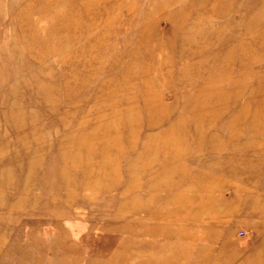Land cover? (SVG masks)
Segmentation results:
<instances>
[{"label":"rangeland","instance_id":"rangeland-1","mask_svg":"<svg viewBox=\"0 0 264 264\" xmlns=\"http://www.w3.org/2000/svg\"><path fill=\"white\" fill-rule=\"evenodd\" d=\"M0 264H264V0H0Z\"/></svg>","mask_w":264,"mask_h":264}]
</instances>
